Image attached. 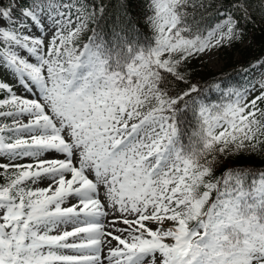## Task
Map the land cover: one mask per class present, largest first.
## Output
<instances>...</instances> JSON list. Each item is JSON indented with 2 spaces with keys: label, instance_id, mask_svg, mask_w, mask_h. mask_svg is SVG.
Masks as SVG:
<instances>
[{
  "label": "snow or ice",
  "instance_id": "6c2138e0",
  "mask_svg": "<svg viewBox=\"0 0 264 264\" xmlns=\"http://www.w3.org/2000/svg\"><path fill=\"white\" fill-rule=\"evenodd\" d=\"M145 7L151 36L92 28L81 46L103 5L0 3V71L35 93L0 80V264H264V167L216 175L264 155V79L211 81L213 102L185 73L243 39L246 0L214 24L204 0Z\"/></svg>",
  "mask_w": 264,
  "mask_h": 264
},
{
  "label": "trees",
  "instance_id": "16d2710c",
  "mask_svg": "<svg viewBox=\"0 0 264 264\" xmlns=\"http://www.w3.org/2000/svg\"><path fill=\"white\" fill-rule=\"evenodd\" d=\"M4 1L6 0H0V3ZM72 2L75 5V0ZM196 2L198 3L199 0ZM204 2L206 7L197 10L196 18L201 20L203 24H214L220 19L217 10L231 9L233 0H204ZM80 3L87 5L90 10L99 9L101 5L104 7L103 15L97 11L95 22L89 24L87 36L91 35V29L95 28L100 34L109 37L116 26L125 28L130 39L136 37L137 33L140 39L152 35L145 19L147 15L145 0H80ZM246 4L251 19H245L241 16L240 27L243 29V39H248V44L241 50L239 58L228 65L229 69L221 72L202 71L195 63V59L188 63L185 69L189 82L198 84L201 97L208 101L220 102L222 100L221 90H223L224 85L229 86V88L245 86L250 80L246 76L251 70L245 73L242 69L249 68V65L264 58V5L261 4V0H246ZM237 15H239L238 12ZM214 80L221 83V90H212L214 85L210 82ZM170 82L174 91L187 87L184 83L174 79ZM232 166L264 167V155L243 154L233 157L216 170V175H220L225 167ZM3 182V178L0 177V183Z\"/></svg>",
  "mask_w": 264,
  "mask_h": 264
},
{
  "label": "rangeland",
  "instance_id": "374dc122",
  "mask_svg": "<svg viewBox=\"0 0 264 264\" xmlns=\"http://www.w3.org/2000/svg\"><path fill=\"white\" fill-rule=\"evenodd\" d=\"M9 0H6L3 2V4H7ZM73 27L75 26V8L73 9ZM89 33V30L83 34L80 44L87 41V35ZM248 44V39H242L241 41L233 43L230 47H223L219 49L218 51L214 52L211 56V61L209 62V58L207 56H202L199 59H195V63L198 65V68L202 71H212V72H221L223 70L229 69L230 64L234 63L241 53V50ZM264 61V60H262ZM264 69L261 70L260 73L256 72V76H248L250 79H253V82H256L257 80L264 79ZM0 80L6 81L13 85L14 91H16L18 94L27 95L29 98H35L34 95H31L30 93H24L23 89L15 83V78L11 77L8 73L0 71ZM255 95H259V87L257 85V91ZM251 98V97H250ZM261 108H264V104H260ZM26 117H22V119H25ZM0 122L9 123L11 124L12 120L11 118L5 119L0 118ZM0 162H7L6 159L0 158ZM17 163H27L30 162V158H21L20 160L16 161ZM41 186H46V184H42ZM106 227L108 226V219H105L102 221ZM118 227H123V225H117ZM152 227H155V225H152ZM107 250H104L103 255H106ZM104 264H107L106 261H104Z\"/></svg>",
  "mask_w": 264,
  "mask_h": 264
},
{
  "label": "bare ground",
  "instance_id": "6f19581e",
  "mask_svg": "<svg viewBox=\"0 0 264 264\" xmlns=\"http://www.w3.org/2000/svg\"><path fill=\"white\" fill-rule=\"evenodd\" d=\"M30 94L35 96V93H30ZM20 119H21V122H26L27 118H25V119L20 118Z\"/></svg>",
  "mask_w": 264,
  "mask_h": 264
}]
</instances>
